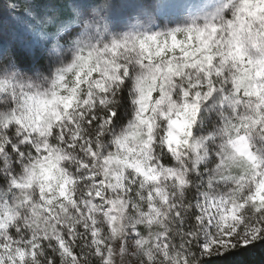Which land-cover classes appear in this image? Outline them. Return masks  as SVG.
I'll return each instance as SVG.
<instances>
[{"label":"clouds","instance_id":"1","mask_svg":"<svg viewBox=\"0 0 264 264\" xmlns=\"http://www.w3.org/2000/svg\"><path fill=\"white\" fill-rule=\"evenodd\" d=\"M183 4L177 17L149 23L140 9L118 23L117 0H3L0 9L28 11L35 24H24L41 46L51 39L53 60L85 32L100 45L133 31H195L179 57L165 59L149 41L112 54L113 66L100 49L114 79L72 90L43 77L29 88L32 77L0 74L9 81L0 86V236H51L57 224L91 220L105 251L97 256L90 246L83 264H205L220 249L185 248L186 229L211 241L247 228L264 208V0ZM10 63L8 49L0 69ZM90 113L112 115L101 129Z\"/></svg>","mask_w":264,"mask_h":264},{"label":"snow or ice","instance_id":"2","mask_svg":"<svg viewBox=\"0 0 264 264\" xmlns=\"http://www.w3.org/2000/svg\"><path fill=\"white\" fill-rule=\"evenodd\" d=\"M138 2L144 5L142 12L149 23L153 16L156 18H172L179 16L186 10L183 0H138ZM5 13L9 20L16 23L24 24V21L28 20L30 24H35V21L30 19L26 9L20 12H16L15 9H0V20H2ZM172 22L170 19V24ZM25 27L32 39L25 43L22 58L15 55V63H10L7 69H0V74H7L12 79L21 75L32 77L33 79H29L26 82V86L37 89L40 88V85L36 81H39L41 77L45 80L50 78L54 87L67 85L69 90L74 89L77 84L83 87L85 82L97 81V78H99L98 83L104 79H114L110 72L104 70L101 60L97 58L100 49H103L105 57L108 58L107 62L113 66L117 63V59L112 54L115 53L118 56L124 52L129 44L146 47L149 41L156 44L158 54L165 59L172 55L179 57L182 54L180 49L183 48L195 31V29L179 27H169L167 31H152L143 34L133 31L113 37L107 44L100 45H94L87 32H85L72 41L70 54L64 55L62 60L60 58L53 60L50 52L52 55H55V53L49 48V44L52 43L51 39L41 46L39 37L30 32L26 25ZM160 27L163 28V19L160 20ZM56 35L59 37V41H65V37L60 36L59 32ZM68 35L72 36L73 32H68ZM59 41L56 44V48L63 52ZM65 44H67V41H65ZM192 44L193 46L195 45L194 39ZM3 53V48L0 47V57L3 56ZM46 60L48 61L47 63H45ZM118 62L120 64L126 63L123 60ZM145 63H147L146 60ZM128 72L130 74V67H128ZM119 76L120 80L127 84L125 67L119 68ZM7 83H9L8 80H0V86ZM20 84L25 86L24 81H20ZM113 90L115 91V86ZM36 96L43 98L41 91H37ZM110 115L112 114L95 116L90 113L87 119L102 129V121L106 120ZM115 115L118 116V114ZM92 147L95 148V145ZM5 150L12 151V144H8ZM247 195L248 193H245V196ZM252 199H256L255 195L252 196ZM240 203H243V197L233 205V210ZM221 204H223V200H221ZM73 211L75 210L73 209ZM196 219L198 220L199 216ZM91 223V220H85L76 225L69 224L67 227L57 224L58 234L54 230L51 236L31 235L25 236L23 239L19 238L15 229H9L10 235L8 237L0 236V264H62L65 258L71 261L72 264H83L84 256L82 254L92 245H94L92 251L97 256H101L105 248L102 242L94 240L95 233L89 230ZM245 223L248 224L247 228L244 227V224H241L236 233H233L231 229H226L219 237L213 235L211 241L200 239L198 236L194 237L192 231L186 229L184 247L193 246L198 252L220 249L219 255H224L237 249H247L255 242L264 241V208H260L255 219H251L250 223L247 221ZM20 231L23 232L25 230L21 229ZM240 231L247 232V238L238 239L237 236ZM93 264H96L95 260H93Z\"/></svg>","mask_w":264,"mask_h":264},{"label":"trees","instance_id":"3","mask_svg":"<svg viewBox=\"0 0 264 264\" xmlns=\"http://www.w3.org/2000/svg\"><path fill=\"white\" fill-rule=\"evenodd\" d=\"M138 1V0H137ZM3 0H0V4ZM26 40L22 32L15 29L5 13L0 20V47L3 51L11 49L12 52L22 58ZM205 264H264V241L255 242L247 249H237L233 252L212 257Z\"/></svg>","mask_w":264,"mask_h":264},{"label":"rangeland","instance_id":"4","mask_svg":"<svg viewBox=\"0 0 264 264\" xmlns=\"http://www.w3.org/2000/svg\"><path fill=\"white\" fill-rule=\"evenodd\" d=\"M117 4L118 6L114 12V19L118 23H122L131 13L139 11L142 9V7H144V5L139 3L137 0H117ZM10 22L13 24L16 30L22 32L26 40L30 41L32 39L25 27V24L16 23L12 20H10Z\"/></svg>","mask_w":264,"mask_h":264}]
</instances>
